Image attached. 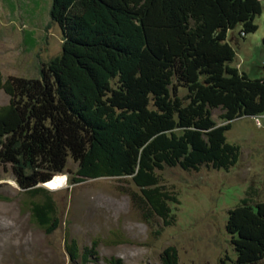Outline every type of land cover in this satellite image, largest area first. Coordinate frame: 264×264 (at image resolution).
<instances>
[{"label": "trees", "instance_id": "1", "mask_svg": "<svg viewBox=\"0 0 264 264\" xmlns=\"http://www.w3.org/2000/svg\"><path fill=\"white\" fill-rule=\"evenodd\" d=\"M262 10L261 0H51L61 52L42 63L39 77L0 72L9 96L0 105V177L9 165L22 189L39 192L71 156V182L131 176L144 218L172 223L177 198L156 170H228L240 157L225 135L231 121L264 112V76L232 65L228 40L238 26L244 35L255 31ZM51 212L49 202L33 205L47 231L56 225ZM225 227L236 263L264 259V200L243 197ZM67 250L76 256L74 242ZM160 261L180 264L176 247H165Z\"/></svg>", "mask_w": 264, "mask_h": 264}, {"label": "rangeland", "instance_id": "2", "mask_svg": "<svg viewBox=\"0 0 264 264\" xmlns=\"http://www.w3.org/2000/svg\"><path fill=\"white\" fill-rule=\"evenodd\" d=\"M255 17L257 29L246 35L228 31L236 49L232 65L251 78L264 76V0ZM51 0H0V72L39 77L42 63L59 54L62 32L50 19ZM187 90L179 89V95ZM8 94L0 89V105ZM221 109L213 108L218 123ZM261 125L253 116L231 121L227 141L240 146L238 162L225 169L201 166L157 169L159 183L177 199L170 203L173 222L157 215L144 218L135 201L141 191L131 176H103L71 182L77 162L68 156L66 185L32 192L14 180L10 166L0 177V264H162L161 251L176 247L180 264H238L226 231L228 210L248 196L264 200V112ZM56 175V174H55ZM52 206L51 231L33 214L34 203ZM50 223V224H51ZM76 244L71 257L68 244ZM84 253L87 255L85 256ZM256 264H264V259Z\"/></svg>", "mask_w": 264, "mask_h": 264}, {"label": "bare ground", "instance_id": "3", "mask_svg": "<svg viewBox=\"0 0 264 264\" xmlns=\"http://www.w3.org/2000/svg\"><path fill=\"white\" fill-rule=\"evenodd\" d=\"M44 185L53 190L63 188L66 185V175L56 174L50 180L46 181Z\"/></svg>", "mask_w": 264, "mask_h": 264}, {"label": "built area", "instance_id": "4", "mask_svg": "<svg viewBox=\"0 0 264 264\" xmlns=\"http://www.w3.org/2000/svg\"><path fill=\"white\" fill-rule=\"evenodd\" d=\"M260 117H261V116H260L259 114L253 116V118L255 119L257 125H261Z\"/></svg>", "mask_w": 264, "mask_h": 264}, {"label": "water", "instance_id": "5", "mask_svg": "<svg viewBox=\"0 0 264 264\" xmlns=\"http://www.w3.org/2000/svg\"><path fill=\"white\" fill-rule=\"evenodd\" d=\"M45 182H46V181H45ZM45 182H41V183H39L38 186H45V185H44Z\"/></svg>", "mask_w": 264, "mask_h": 264}]
</instances>
